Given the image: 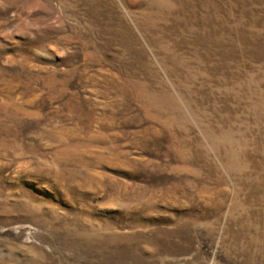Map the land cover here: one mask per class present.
Wrapping results in <instances>:
<instances>
[{"label":"rangeland","instance_id":"374dc122","mask_svg":"<svg viewBox=\"0 0 264 264\" xmlns=\"http://www.w3.org/2000/svg\"><path fill=\"white\" fill-rule=\"evenodd\" d=\"M0 264H264V0H0Z\"/></svg>","mask_w":264,"mask_h":264}]
</instances>
